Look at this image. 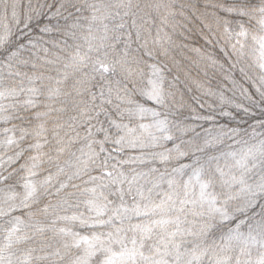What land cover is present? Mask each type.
Returning a JSON list of instances; mask_svg holds the SVG:
<instances>
[{"label":"snow or ice","instance_id":"snow-or-ice-1","mask_svg":"<svg viewBox=\"0 0 264 264\" xmlns=\"http://www.w3.org/2000/svg\"><path fill=\"white\" fill-rule=\"evenodd\" d=\"M0 264H264V0H0Z\"/></svg>","mask_w":264,"mask_h":264}]
</instances>
